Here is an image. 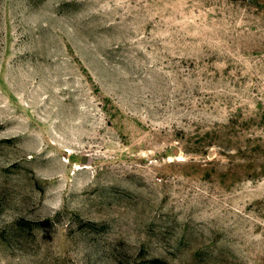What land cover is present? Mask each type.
<instances>
[{
	"label": "rangeland",
	"instance_id": "1",
	"mask_svg": "<svg viewBox=\"0 0 264 264\" xmlns=\"http://www.w3.org/2000/svg\"><path fill=\"white\" fill-rule=\"evenodd\" d=\"M0 264H264V0H0Z\"/></svg>",
	"mask_w": 264,
	"mask_h": 264
}]
</instances>
